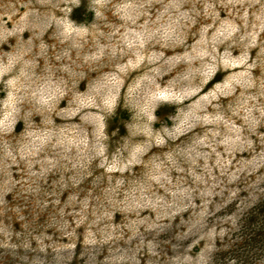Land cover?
Returning a JSON list of instances; mask_svg holds the SVG:
<instances>
[{
    "label": "rangeland",
    "instance_id": "rangeland-1",
    "mask_svg": "<svg viewBox=\"0 0 264 264\" xmlns=\"http://www.w3.org/2000/svg\"><path fill=\"white\" fill-rule=\"evenodd\" d=\"M79 1L0 0V264H264V0Z\"/></svg>",
    "mask_w": 264,
    "mask_h": 264
},
{
    "label": "trees",
    "instance_id": "trees-1",
    "mask_svg": "<svg viewBox=\"0 0 264 264\" xmlns=\"http://www.w3.org/2000/svg\"><path fill=\"white\" fill-rule=\"evenodd\" d=\"M69 16L74 24H82L85 20H89L92 17V12L87 1H79L77 6L70 11ZM216 81L217 79H215L213 83ZM168 109L169 107H163L162 110L166 112ZM124 120H126V114L123 111H116L109 121L111 128H114L115 131H117L118 128H122ZM107 132L110 135L112 131L109 130Z\"/></svg>",
    "mask_w": 264,
    "mask_h": 264
}]
</instances>
